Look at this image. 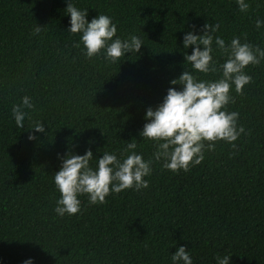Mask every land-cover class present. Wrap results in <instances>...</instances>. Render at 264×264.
I'll use <instances>...</instances> for the list:
<instances>
[{
  "label": "trees",
  "instance_id": "16d2710c",
  "mask_svg": "<svg viewBox=\"0 0 264 264\" xmlns=\"http://www.w3.org/2000/svg\"><path fill=\"white\" fill-rule=\"evenodd\" d=\"M68 0H0V264H171L170 255L184 245L192 264H264V60L248 65L250 83L240 93L230 88L237 123L245 129L231 148L215 141L212 151L188 171L173 172L153 161L147 188L109 193L104 203L79 196L78 213L58 216L59 196L53 174L66 152L95 156L120 151L135 141L148 159L154 141L139 136L148 107L155 108L169 81L191 65L184 62L182 36L206 22L219 25L227 44L241 40L264 48V0H74L112 17L116 35L135 34L138 52L115 62L103 53L86 58L79 33L67 31ZM42 29L39 35L34 27ZM202 47V46H201ZM213 58L222 62L213 41ZM185 65V67H184ZM215 79L219 73H196ZM31 99L26 127L11 115L21 97ZM42 121L44 132L31 126ZM29 132L34 139L29 140Z\"/></svg>",
  "mask_w": 264,
  "mask_h": 264
},
{
  "label": "clouds",
  "instance_id": "9594fccd",
  "mask_svg": "<svg viewBox=\"0 0 264 264\" xmlns=\"http://www.w3.org/2000/svg\"><path fill=\"white\" fill-rule=\"evenodd\" d=\"M241 12H245L249 3L247 0H236ZM65 12L69 14L67 31L79 33V42L86 58L103 53L106 61L115 62L125 53L138 52L143 44L140 37L129 34L126 38L116 35L117 26L112 17L98 13L91 19L86 18L87 9L75 6L74 0H68ZM257 29L264 26V20L256 19ZM219 25L205 23L202 30L194 28L182 36L185 49L192 46L191 53H184V62L191 65L189 71L185 68L177 77L169 81L170 85H181L180 88L168 87L162 101L155 107H148L144 112L145 122L139 130V136L155 143V151L148 159L135 151V141L129 143L120 151H103L95 156V167L90 166L93 160L91 149L83 154L66 152L59 169L53 174V183L59 192L55 201L54 212L58 216H71L80 210L79 196L86 194L90 204L104 203L105 197L111 192L119 193L125 189L140 190L147 188L148 181L144 179L151 174L153 161L161 162L164 169L176 172L188 171L190 166L199 164L204 158V151H212L215 141L223 140L231 148L241 133L245 132L238 125L239 114L227 111L226 105L234 102L229 94L230 88L240 93L244 85L251 82V75L244 69L248 65H257L264 60V48L249 43L240 36H233L226 44L225 40L214 34ZM42 29L34 27L33 33L39 35ZM213 41L215 48L224 57L222 62L213 58ZM202 46V47H201ZM185 67V65H184ZM196 73H219L215 79H198ZM34 108L31 99L21 97V103L13 104L11 115L18 128L26 127L25 121L29 111ZM36 132H44L42 121H34L31 126ZM28 139H34L29 132ZM231 254L216 255V264H229ZM171 264H192V257L184 245H179L170 255ZM21 264H34L33 257H27Z\"/></svg>",
  "mask_w": 264,
  "mask_h": 264
}]
</instances>
